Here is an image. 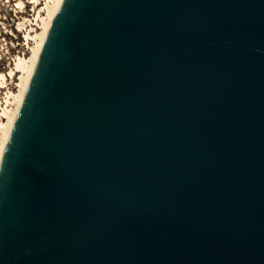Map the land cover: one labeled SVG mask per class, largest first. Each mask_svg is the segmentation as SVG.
Segmentation results:
<instances>
[{
    "label": "water",
    "instance_id": "95a60500",
    "mask_svg": "<svg viewBox=\"0 0 264 264\" xmlns=\"http://www.w3.org/2000/svg\"><path fill=\"white\" fill-rule=\"evenodd\" d=\"M0 264H264V0H63L0 164Z\"/></svg>",
    "mask_w": 264,
    "mask_h": 264
},
{
    "label": "bare ground",
    "instance_id": "6f19581e",
    "mask_svg": "<svg viewBox=\"0 0 264 264\" xmlns=\"http://www.w3.org/2000/svg\"><path fill=\"white\" fill-rule=\"evenodd\" d=\"M41 1L44 2L43 8ZM28 2L34 9V18H25L22 23L18 24V31L25 32L24 45L28 47V56L26 54L15 55L11 60L12 64L8 72H0V94L5 91L4 96L0 99L2 100L0 102V164L46 35L63 0H29ZM15 7L20 10L24 9L20 0L16 2ZM30 42L33 43L31 47ZM17 75H19L16 84L17 90L13 92L8 81H12Z\"/></svg>",
    "mask_w": 264,
    "mask_h": 264
},
{
    "label": "rangeland",
    "instance_id": "374dc122",
    "mask_svg": "<svg viewBox=\"0 0 264 264\" xmlns=\"http://www.w3.org/2000/svg\"><path fill=\"white\" fill-rule=\"evenodd\" d=\"M19 0H0V72L7 73L12 64V58L18 54L29 53L28 47L24 45V33L18 31V24L23 22V19L34 18V9L30 5L29 0H20L24 9H16L15 4ZM43 8L44 2L41 1ZM40 7V9H42ZM36 29V27H35ZM30 47L32 42L29 43ZM19 75L15 76L8 83L11 91L16 92V84L18 83ZM4 92L0 94V99L4 96ZM2 100H0L1 102Z\"/></svg>",
    "mask_w": 264,
    "mask_h": 264
},
{
    "label": "snow or ice",
    "instance_id": "6c2138e0",
    "mask_svg": "<svg viewBox=\"0 0 264 264\" xmlns=\"http://www.w3.org/2000/svg\"><path fill=\"white\" fill-rule=\"evenodd\" d=\"M17 6H19V5H17Z\"/></svg>",
    "mask_w": 264,
    "mask_h": 264
}]
</instances>
